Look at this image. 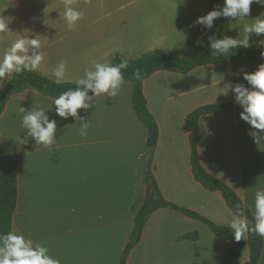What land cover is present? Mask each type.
Returning a JSON list of instances; mask_svg holds the SVG:
<instances>
[{
  "label": "crops",
  "instance_id": "obj_1",
  "mask_svg": "<svg viewBox=\"0 0 264 264\" xmlns=\"http://www.w3.org/2000/svg\"><path fill=\"white\" fill-rule=\"evenodd\" d=\"M162 5H129L128 0H74L83 12L74 30L59 12L64 0H0V19L9 32L0 33V59L21 35L40 40L44 58L36 72L53 80L51 70L64 59L65 78L75 83L84 77L91 61L110 64L114 56L137 60L163 50L189 57L209 49L206 30L194 21L212 11L210 0H158ZM248 20L230 19L235 38L245 23L264 14V7L250 6ZM198 38L204 46L197 44ZM264 39L253 35L250 44ZM259 65L226 61L197 68L187 75L160 71L144 81L148 108L159 127L153 152L154 183L162 196L179 207L199 213L219 226L229 227L234 213L219 192L206 190L192 173L191 146L184 130L195 109L231 103L234 112L206 115L199 121V153L203 167L224 181L253 212L255 193L264 190V143L249 136L251 126L240 119L242 109L234 93L216 98L226 83L247 85L243 73ZM14 76V74H13ZM11 80H0L4 91ZM131 82L121 85L116 97H94V107L81 109L90 127L86 137L75 118L55 115L54 98L28 89L12 96L0 116V156L19 158L18 200L12 231L49 249L60 264H120L136 216L145 203L146 170L150 159L148 130L132 105ZM26 110L43 109L56 119L57 146L23 144L21 126ZM152 183V184H154ZM154 186V185H153ZM153 188V187H152ZM245 220V219H244ZM198 234L197 240L186 238ZM238 245L215 233L203 222L171 209L154 212L127 264H246L250 259L248 232ZM240 253L238 258L232 254ZM258 264H264V251Z\"/></svg>",
  "mask_w": 264,
  "mask_h": 264
},
{
  "label": "clouds",
  "instance_id": "obj_2",
  "mask_svg": "<svg viewBox=\"0 0 264 264\" xmlns=\"http://www.w3.org/2000/svg\"><path fill=\"white\" fill-rule=\"evenodd\" d=\"M74 0H64V8L59 15L63 17L69 30H74L78 22L83 18V12L73 7ZM252 4L264 7V0H223L222 6H216L206 15L197 18L193 27L201 25L206 30L214 28V21L223 17L231 20L244 21L250 15ZM252 23H245L239 32L240 38L223 36L217 38L215 35L208 36V47L212 56H229L232 50L243 47H251L249 41L253 35L259 37L264 35V14L252 20ZM8 23L0 19V33L9 32ZM28 38L21 35L9 48L4 51L0 59V80H11L13 74L36 71L44 58V52L40 40ZM258 46L264 48V39L259 40ZM197 44L203 45V40L198 38ZM264 58V52L261 53ZM91 68L85 69L84 77L75 81L77 87L69 89L54 98L55 115L67 120L69 117L75 118L80 125L79 132L82 137H86L90 124L87 117L79 115L78 110L87 111L94 107V97L106 94L109 97H116L121 85L124 84L122 70L129 67L127 59H122L117 64H108L91 61ZM66 60L62 59L51 70V77L54 82H59L66 75ZM136 79H141L140 69L133 72ZM243 79L248 86L237 83L235 85L226 83L223 88L216 89L218 96H227L229 91L234 93V101L242 109L240 119L251 126L249 136L256 144L264 143V64L252 73H243ZM91 93L92 95H90ZM20 112L24 113L21 119V126L26 132L23 144L29 140H34L36 147L43 149H53L59 151L55 134L57 131L56 119H50L43 109L26 110L21 107ZM243 211L237 208L229 225L236 242L249 231L260 237H264V190L255 193L253 224L249 227L243 219ZM0 264H60L59 259H54L49 255V249L40 243H33L31 239H26L24 235L14 232L0 234Z\"/></svg>",
  "mask_w": 264,
  "mask_h": 264
},
{
  "label": "trees",
  "instance_id": "obj_3",
  "mask_svg": "<svg viewBox=\"0 0 264 264\" xmlns=\"http://www.w3.org/2000/svg\"><path fill=\"white\" fill-rule=\"evenodd\" d=\"M210 1L214 7L223 5V0ZM220 21L221 26L215 36L217 38H222L223 36L235 38L230 18L221 17ZM250 45L251 47L247 49L240 47L232 50L229 56H212L211 49L209 48L202 53L189 57L172 56L163 50H157L145 54L137 60H131L122 55H116L112 59L110 64H117L122 59H127L129 62V67L126 70H122V74L124 80L131 82L133 85L131 96L132 105L138 119L148 130L147 147L150 150V159L146 170V184L148 185L146 200L136 216L135 228L130 235L120 264H127V259L131 251L141 240L143 230L150 216L154 212L166 208L205 223L213 233L226 240L233 241L240 246L244 244L243 238L239 242L235 241L229 227L219 226L195 211L179 207L167 201L160 193L158 186L154 183L152 173L153 152L159 138V127L155 117L148 108V102L144 94V81L160 71L176 72L187 75L197 68L217 65L226 61L264 64V58L261 56V53L264 52V48L258 46V44ZM136 69H140L141 71V79L139 80L133 76V72ZM76 87V83H56L36 71L14 74L9 86L4 91H0V116L3 114L12 96L20 94L28 89H33L42 95L56 98L61 93L69 89H75ZM89 94L92 95L91 93ZM232 112H234V106L231 103H217L201 106L187 116L184 130L188 134L191 146V164L194 179L206 190L219 192L234 214L239 207L244 213L243 219H245L249 227H251L253 224V212L231 186L211 175L203 167L199 153V121L201 117L206 115H225ZM18 167L19 158L17 155L0 156V234H6L12 231L18 200ZM151 183H154L153 188H150ZM186 238L197 240L198 234H189ZM248 242L250 259L246 264H258L264 251V237H260L249 231ZM240 256V253L232 254L234 258Z\"/></svg>",
  "mask_w": 264,
  "mask_h": 264
},
{
  "label": "rangeland",
  "instance_id": "obj_4",
  "mask_svg": "<svg viewBox=\"0 0 264 264\" xmlns=\"http://www.w3.org/2000/svg\"><path fill=\"white\" fill-rule=\"evenodd\" d=\"M179 2H184L187 0H178ZM129 5H145V6H157L162 5L158 0H128ZM153 184H150V188H152Z\"/></svg>",
  "mask_w": 264,
  "mask_h": 264
},
{
  "label": "water",
  "instance_id": "obj_5",
  "mask_svg": "<svg viewBox=\"0 0 264 264\" xmlns=\"http://www.w3.org/2000/svg\"><path fill=\"white\" fill-rule=\"evenodd\" d=\"M153 187V186H152Z\"/></svg>",
  "mask_w": 264,
  "mask_h": 264
}]
</instances>
